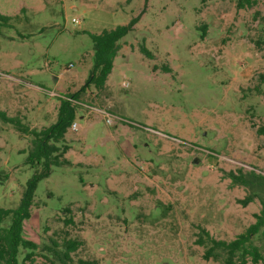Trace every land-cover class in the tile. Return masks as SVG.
I'll return each mask as SVG.
<instances>
[{"label": "rangeland", "instance_id": "obj_1", "mask_svg": "<svg viewBox=\"0 0 264 264\" xmlns=\"http://www.w3.org/2000/svg\"><path fill=\"white\" fill-rule=\"evenodd\" d=\"M237 2L0 0L11 18L0 19V110L41 131L77 96V127L58 144L69 164L38 183L23 234L37 248L21 247L19 264H61L49 249L65 238L80 244L76 264H219L204 259L202 230L230 242L257 221L264 0ZM133 19L104 88L88 86L91 35ZM33 140L0 119V208L16 209L42 171L28 163ZM251 242L264 264V227Z\"/></svg>", "mask_w": 264, "mask_h": 264}, {"label": "trees", "instance_id": "obj_2", "mask_svg": "<svg viewBox=\"0 0 264 264\" xmlns=\"http://www.w3.org/2000/svg\"><path fill=\"white\" fill-rule=\"evenodd\" d=\"M257 0H238L239 9L252 8ZM0 19L6 22L11 18L0 13ZM136 20L129 24L118 26L113 30H105L101 34H92L95 49V64L92 75L88 81V86L93 85L96 89L102 90L106 84L108 76L112 72L114 60L120 49L119 41L131 32ZM143 53H149L146 48ZM259 82L264 84V74L259 77ZM264 98V90H259ZM60 98L58 118L55 124L41 131L30 129L23 124L21 119L10 117L6 112L0 110V119L13 124L19 132L29 134L34 137L33 147L28 156V163L32 167L42 165V171H37L28 182L27 189L23 194L19 206L14 209L0 208V264H19V253L21 247L33 251L36 244L24 238V222L31 216L35 192L40 180L50 176L52 168L69 164L67 160L60 161L61 148L58 144L65 143V135L76 118V107L68 99H76V95ZM258 133L264 135V125L258 128ZM68 146L63 145V152L66 153ZM251 175L259 180H264V176L251 171ZM229 177L235 184L245 183L243 176L239 172H229ZM11 216V223L8 227H3V222ZM264 227V208L257 215V221L252 224L245 233L240 234L233 241L227 242L218 240L210 235L206 230H202L197 243L205 247L203 257L205 260L213 259L219 264H247L248 259L253 264L259 263L262 254L258 246L251 242L253 235L259 233ZM53 241V248L49 250L61 264H76L72 259V253L79 248V242L74 239L65 238L61 242ZM32 252L25 257V262L31 260ZM77 264H97L95 261L80 260Z\"/></svg>", "mask_w": 264, "mask_h": 264}, {"label": "built area", "instance_id": "obj_3", "mask_svg": "<svg viewBox=\"0 0 264 264\" xmlns=\"http://www.w3.org/2000/svg\"><path fill=\"white\" fill-rule=\"evenodd\" d=\"M73 22L74 23H79L80 21L78 19H73ZM73 127L76 128L77 127V124L76 123H73Z\"/></svg>", "mask_w": 264, "mask_h": 264}]
</instances>
